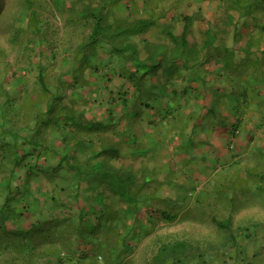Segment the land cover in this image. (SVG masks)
I'll list each match as a JSON object with an SVG mask.
<instances>
[{"label": "rangeland", "instance_id": "374dc122", "mask_svg": "<svg viewBox=\"0 0 264 264\" xmlns=\"http://www.w3.org/2000/svg\"><path fill=\"white\" fill-rule=\"evenodd\" d=\"M56 1L62 3V0H37L35 9L43 24L42 39H44L37 44L30 40L32 11L30 6L26 5L24 0H0V8L4 5V14L0 15V91L2 90L4 94L0 96V102L8 103V106H5L9 111L6 114V119L20 118L22 120H18L20 121L19 125H24L27 116L32 111L40 110L37 105L41 101L38 99L44 101L42 106L45 110L49 106L45 98H49L51 95L53 97L55 94H58L59 99L55 112L63 107V103L71 102L72 104L69 105L78 109V116H82V108L86 109H84L85 112L93 111L94 113L95 111L94 114L100 110L102 112L103 109L99 107L102 106L100 100L105 97L108 100L115 93V89L111 92L105 84L110 83L112 78L117 82L114 77L121 69L129 72L127 64L115 58L110 52V45L104 41L93 46L84 45L82 54L79 51V55H75L76 46L85 41L91 32V18L89 17L90 21L86 22L85 19L76 16L77 22H73L69 18L70 13L74 11L69 8L72 4L71 0H64L66 4L61 7H59L60 3L58 4ZM86 1L88 4L97 6L99 14L108 17L110 23L118 20L146 18L152 12L160 15L163 18L159 23L142 35L146 39L159 43L168 40L165 29L174 22L175 32L181 34L184 28V17L191 15L194 18V23L190 27L189 41L202 44L205 39L204 33L209 29L215 31L220 29L224 24L217 19L224 22L225 16L229 13V4H224L223 0ZM229 1L232 3L234 0ZM261 3H263L262 0L256 2L257 5H261ZM235 12V19L244 17L241 13L238 14L237 10ZM4 15L6 16L5 20L2 19ZM237 26L239 27V25ZM223 29L226 31L225 25ZM18 32H23L19 39ZM222 39H226L225 33ZM28 54L32 56L31 62L27 59ZM40 65L44 67L51 95H40L41 87L37 81ZM72 69L76 71L79 69L74 73L78 74L79 86L70 84L71 78L74 77L73 74H68L65 77L64 84L60 82L61 73H67ZM90 83L93 85L91 86ZM112 83L111 88L115 87V84ZM84 84L87 87L83 86ZM58 87L60 88L57 89ZM102 90L103 92H101ZM94 99L96 100L93 101ZM82 102H86V107ZM104 110L109 111L110 108L106 107ZM53 113L46 117L53 116ZM46 117L43 116L44 119ZM2 119L4 117L0 115L1 126L4 124ZM19 141V143L23 142L22 139ZM1 143L3 140L0 138ZM23 145V143L20 144L19 153L24 155L27 149L23 148ZM27 162L28 160L24 164ZM23 166L18 167L15 172L18 179L13 184L14 187L18 183L22 186L26 179ZM4 171L0 172V180L4 175H7V172ZM257 172L264 174V167L259 168ZM251 175L240 174L235 180L225 179L226 181H221L219 184L208 185L203 194L186 195V197L171 200L173 212L178 213V218L174 222H168L162 218L158 212L168 210L166 203L163 199L147 197L149 187L145 186V191H141L143 196L141 200L144 202L143 206L140 205L142 209L139 214H133L132 217L126 218L119 213V218H115L116 220H113L109 227L108 223L102 222L100 230L92 237L89 236L87 239L79 236L75 239L70 238L72 247H75L77 254L73 259L66 260L64 264H199L201 254L205 252H207L206 264H256V252L259 253L264 249V191H259L261 184L264 185V183H261L257 176L253 175L255 178H252ZM45 178L43 175L37 182H32L31 187L34 190L38 189V191L50 194L52 186L51 183H48V178ZM216 184L218 187H215ZM208 187L212 189L209 190ZM107 198V203L113 211L121 209L123 201L109 192ZM149 201L150 204H147ZM78 203L77 208L73 207L72 209L73 215L78 213L77 209H81L80 206L83 209L89 208V202L82 198ZM43 211L45 218L48 219L50 216L46 209ZM214 217L223 221L231 219L230 228L236 234L241 230L238 235L239 244L237 247L228 243L231 233L229 230L220 228L214 222ZM89 218L96 221V216L85 213L82 218V228L88 227L86 220ZM31 219L35 220L34 217H27L26 223L31 222ZM8 225L12 224L9 222ZM48 232L46 227L43 234L39 233L36 236L42 243V249L38 250L35 255L42 264H53L56 261V255L48 254L47 247H60L56 240L53 241L54 245L47 244L42 240ZM178 240H187L193 244V248L187 251V256L191 260L189 258L186 261L183 250L179 248L182 251L181 258L179 255L177 257L162 255L158 259L151 256V251L154 252L155 249H158L162 242L163 245L172 246L177 244ZM113 248L122 251L121 256L112 253ZM175 249L177 247L169 250V253H175ZM42 251L46 256L40 255ZM167 252L163 251L161 254ZM61 256L67 258L68 254L62 251ZM180 259L183 262H179Z\"/></svg>", "mask_w": 264, "mask_h": 264}, {"label": "crops", "instance_id": "0c3cea01", "mask_svg": "<svg viewBox=\"0 0 264 264\" xmlns=\"http://www.w3.org/2000/svg\"><path fill=\"white\" fill-rule=\"evenodd\" d=\"M235 14L229 10L224 22L217 19L226 31L224 25L209 29L212 43L196 46V60L156 69L131 67V78L119 72L117 82L112 78L105 84L115 93L100 100L102 112L82 108L84 121L102 127L90 133L94 149L114 147L116 162L132 175V191L147 186V197L164 200L168 210L159 214L174 213L171 200L203 194L208 185L240 174L258 176L264 167V10L237 19ZM171 66L175 69H166ZM62 157L49 158L51 172ZM43 161L38 164L45 167ZM54 181L50 194L64 196L53 191L59 177ZM46 212L51 219L54 210Z\"/></svg>", "mask_w": 264, "mask_h": 264}, {"label": "trees", "instance_id": "16d2710c", "mask_svg": "<svg viewBox=\"0 0 264 264\" xmlns=\"http://www.w3.org/2000/svg\"><path fill=\"white\" fill-rule=\"evenodd\" d=\"M24 1L32 9L30 40L38 44L44 39H42L43 24L39 19L38 11L35 9L37 0ZM242 1L234 0L231 3L229 0H223V3L230 4L229 10H237L242 15H251L256 11L264 10V0H262L261 5L256 4L258 0H244L241 5ZM57 2L60 3L59 7L66 4L64 0H62V3ZM71 2L69 8L74 9V11L70 13V20L77 22L75 18L78 16V18L89 22L88 18L90 17L92 26L91 32L85 41L76 46L75 55L77 56L79 51L82 54L84 45L88 47L104 41L110 45L112 55L127 64L129 72L127 73L124 69L119 72L129 78L135 76L130 67L146 69L147 66H150L156 69L161 68L164 63L173 65L183 62L188 64L196 60V54H198L196 46L199 44L190 42L188 37L190 27L194 23V18L191 15L184 17V28L181 34L175 32L174 22L165 29L168 40L159 43L142 36L163 18L154 12L146 18L118 20L110 23L108 17L99 14L97 6L86 3V0H71ZM3 8L4 5L0 8V15L4 14ZM163 16H166V14H163ZM2 19L5 20L6 16H2ZM209 32L210 30L205 34L206 37L202 43L204 46H210L212 43L213 37ZM21 33L23 32L17 33L18 39ZM52 53L55 55L54 52ZM31 57V54H28L27 59L30 62L32 61ZM174 67L171 66L166 69L172 70V68L175 69ZM39 71L37 81L41 87L42 94L40 93V95H51V88L42 65H40ZM77 71L72 69L67 73H61L60 82L64 84L65 77L68 74H73L74 77L71 78L70 84L79 86L78 74H74ZM90 85L92 86L93 83H90ZM83 86L87 87L85 84ZM3 94L1 90L0 96H3ZM45 99H47L49 105L47 106L48 109L43 110L44 101L38 99L41 101L37 105L40 110L32 111L27 116L24 125H19L20 121L18 120H22L20 118L16 120L6 119V114L9 111L5 106H8V103L2 104L0 102V115L4 117L2 119L4 124L0 125V138L3 140V143L0 144V172L4 170V172H7V175H4L3 179L0 180V264H42L35 255L38 250L42 249V243L36 236L39 233H44L46 227L49 232L44 235L42 240L47 244L51 243V245H54L53 241L56 240L60 244V247L49 246L46 250L49 252L48 254L52 255L54 253L53 255H56V261L53 264H64L66 260L73 259L74 255L77 254L75 247H72L70 238L75 239L79 236L87 239L89 236L92 237L100 230L102 222L108 223L107 226L109 227L111 222L116 220L115 218H119V213L126 218H130L133 214L139 212L140 205L143 206L144 201L141 200V192L132 191L134 185L131 180L132 175L127 173L128 169L126 167L116 162L115 156L117 153L115 148L112 147L111 150L94 149L95 139L91 138L90 133L101 129L100 123L89 120L84 121V113L81 112L83 116H78V109L73 105H69L72 102L63 103V107L55 112L59 102L58 94ZM82 104L85 106L86 102H82ZM52 113L53 116L46 117ZM41 115L46 118L44 119ZM48 129L53 132L49 133ZM7 137H10V139H7ZM20 139L23 142L19 143ZM57 142L60 143V148H57ZM22 143L24 144L22 147L27 149L24 155L19 153L20 144ZM56 154L60 158L63 156L62 161L59 166L54 168L55 172H51L50 164L47 162L52 155ZM103 154H106V157L101 158ZM26 160L28 162L24 164ZM41 160L46 163L45 167L38 164ZM22 166L25 167L26 179L22 186L18 183L14 187L13 184L18 179L15 172L18 167ZM43 175L48 178V183L53 185H55L54 180L56 177H59L60 182L53 186V191L56 189L59 192H65L66 196L48 193L36 195L39 192L31 187L32 182H37ZM251 177L255 178L253 175ZM257 177L264 179V174L260 173ZM261 183H264V180ZM259 191H264V185L261 184ZM108 192L118 196V199L123 201L120 209L122 212L113 211L109 206V203H107ZM81 198L89 202V208L80 209L76 215H73L72 206H77ZM43 209L49 212L54 210L51 219H45ZM63 210L65 211L63 212ZM85 213L96 216V221L94 222L89 218L90 220H86L88 227L84 226L82 228V218ZM161 215L168 222H174L178 218V214L170 211H163ZM27 217L36 218L35 220L31 219L32 221L28 224L25 220ZM213 220L220 228L229 230L231 237L228 243L233 247H237L239 244L238 235L241 230L236 234L230 228L231 219L223 221L214 217ZM9 222L13 228L8 225ZM174 247H177L175 253H169V250ZM178 248L183 250L184 258L188 261L187 259L190 257L187 256V251L193 248V244L187 240H178V243L172 246L163 245L162 242L158 249H155L154 252L151 251L150 254L156 259L161 258L162 255H168L169 257L179 255L181 258L182 251ZM62 251L67 252V258L61 256ZM163 251L168 252L161 254ZM112 253L121 256L122 251L113 248ZM40 255L46 256L44 251L40 252ZM206 255L207 252L201 254L199 264H206ZM255 255L256 264H264V249L259 253L256 252ZM179 262H183V260L180 259Z\"/></svg>", "mask_w": 264, "mask_h": 264}]
</instances>
